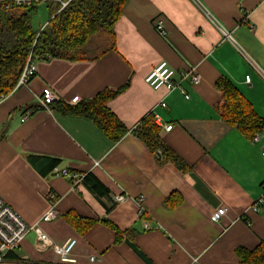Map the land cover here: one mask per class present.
I'll use <instances>...</instances> for the list:
<instances>
[{
	"label": "crops",
	"instance_id": "1",
	"mask_svg": "<svg viewBox=\"0 0 264 264\" xmlns=\"http://www.w3.org/2000/svg\"><path fill=\"white\" fill-rule=\"evenodd\" d=\"M113 32L114 50L96 61L37 60L29 83L0 102V197L27 225L54 205L55 219L39 227L55 245L76 240L67 264H240L236 249L264 244V205L251 211L263 194L264 129L254 142L223 122L216 83L230 82L264 119V0H126ZM162 61L176 72L195 66L200 83L184 84L187 97L152 90L144 79ZM44 88L68 106L121 89L106 107L128 133L113 143L86 118L41 108ZM27 108L33 113L21 122ZM148 115L172 126L159 139L187 170L162 162L133 134ZM27 156L59 165L43 175L48 163L35 170ZM167 200L178 204L168 208ZM222 207L225 216L211 223ZM69 214L94 224L81 234ZM35 244L29 234L0 264H62Z\"/></svg>",
	"mask_w": 264,
	"mask_h": 264
},
{
	"label": "trees",
	"instance_id": "2",
	"mask_svg": "<svg viewBox=\"0 0 264 264\" xmlns=\"http://www.w3.org/2000/svg\"><path fill=\"white\" fill-rule=\"evenodd\" d=\"M125 1L72 0L57 14V7L49 4V20L40 31H34L29 22V12L35 11L36 8L6 11L0 7V95L7 96L14 90L30 54L38 60H44L47 56L49 59L78 62L96 61L114 50L113 27L120 17ZM216 88L222 96V103L217 107V111L223 122L237 129L248 139H252L264 129V119L253 112L250 104L230 82L218 81ZM120 92L121 89L103 91L91 100L80 101L76 106L55 102L49 105L48 109L63 116L86 118L109 141L117 143L128 130L106 104ZM158 133L159 129L154 124L152 115L143 118L133 131L151 153L159 155L162 162L171 163L180 171L187 170L181 159L162 143ZM26 160L35 170L39 169L40 163L47 162L46 173L41 171L43 175L59 165L57 160L32 156H27ZM169 200L165 202L168 208L178 204ZM66 219L81 234L94 224L92 220L81 219L73 214L66 216ZM110 227L115 231L118 241L119 233L111 225ZM235 255L240 264H264V244L260 243L251 251L238 248Z\"/></svg>",
	"mask_w": 264,
	"mask_h": 264
},
{
	"label": "built area",
	"instance_id": "3",
	"mask_svg": "<svg viewBox=\"0 0 264 264\" xmlns=\"http://www.w3.org/2000/svg\"><path fill=\"white\" fill-rule=\"evenodd\" d=\"M72 0H0V7L9 11L11 9H33L42 5L52 4L57 7L56 14L61 12ZM242 1V0H238ZM154 29L161 36L165 37L166 32L164 29L163 21L160 18L155 19ZM226 35V34H225ZM49 57H45L44 60H48ZM38 59L30 54L26 60V63L21 71L19 79L14 89L26 86L29 81L36 74V61ZM177 77V78H176ZM177 79V80H176ZM145 84L152 90L156 91L161 88L166 89L169 92L177 91L181 95L187 97L184 84L188 83L191 86H196L200 83V76L195 66H189L182 71H174L164 61L154 66L144 79ZM245 83H249V78H245ZM6 96L0 95V102L4 100ZM57 102V96L49 89L44 88L41 95L38 97V105L43 109H48L49 105ZM80 103L79 97H74L69 101L70 106H74ZM164 107L165 104L161 103ZM33 110L27 109L22 113L21 122H24L31 114ZM153 116V122L158 127L159 131L169 132L172 129L171 125H163L160 123L158 116ZM254 142L258 141V135L253 138ZM261 157L264 160V143L261 145ZM56 175L62 177H69L66 171L57 172ZM263 194L254 201L251 206L252 212H257L261 206L264 205V182L262 184ZM48 200L53 201V195H48ZM125 200L123 195L115 197V203H122ZM139 202L142 200L139 199ZM54 206V205H53ZM51 206L49 211L43 215L39 222L27 225L13 209L7 205L0 197V263L4 262L9 255L15 254L20 248L22 242L29 234L36 236V248L39 251L51 250L58 256L62 264L72 263L70 255L76 245L75 239H69L62 245L53 244L48 237L41 231L40 222H49L55 219L56 214L54 207ZM226 209L219 208L214 211L210 216L211 223H218L225 216ZM92 261V259H90ZM191 264H199L197 259H192Z\"/></svg>",
	"mask_w": 264,
	"mask_h": 264
},
{
	"label": "rangeland",
	"instance_id": "4",
	"mask_svg": "<svg viewBox=\"0 0 264 264\" xmlns=\"http://www.w3.org/2000/svg\"><path fill=\"white\" fill-rule=\"evenodd\" d=\"M49 20V9L47 5H42L36 8L35 11L29 12V22L34 31H40V29Z\"/></svg>",
	"mask_w": 264,
	"mask_h": 264
}]
</instances>
